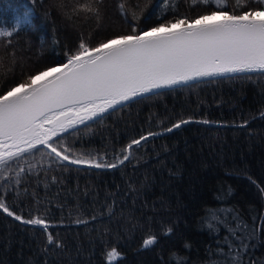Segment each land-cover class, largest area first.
<instances>
[{"label": "trees", "instance_id": "16d2710c", "mask_svg": "<svg viewBox=\"0 0 264 264\" xmlns=\"http://www.w3.org/2000/svg\"><path fill=\"white\" fill-rule=\"evenodd\" d=\"M87 3L0 0V29L14 33L10 43L0 40V95L67 60L81 39L95 47L133 26L148 31L216 10L193 7L192 0H101L93 3L97 17L82 10ZM227 3L232 13L235 0ZM26 11L30 23L18 26ZM181 119L190 122L165 131ZM148 132L159 135L134 145L131 159L116 168L61 161L39 145L0 170V197L10 209L49 225L45 232L0 213V264H108L112 248L113 264H236L237 248L242 264H264V73L166 87L68 129L53 143L73 159L112 164ZM212 212L240 225L238 238L229 237L231 252L228 231L207 227ZM149 235L156 243L145 248Z\"/></svg>", "mask_w": 264, "mask_h": 264}, {"label": "snow or ice", "instance_id": "6c2138e0", "mask_svg": "<svg viewBox=\"0 0 264 264\" xmlns=\"http://www.w3.org/2000/svg\"><path fill=\"white\" fill-rule=\"evenodd\" d=\"M89 0L82 10L99 16V10ZM168 0H165L167 3ZM236 9L229 13L227 0H192V6L215 5L214 11L200 14L195 19L188 16L166 20L143 31L133 26L131 33L100 42L95 47L83 39L78 49L66 54V62L50 67L35 75H28L18 85L0 95V170L13 159L31 153L42 145L54 154V158L72 164H89L96 168H116L131 159L133 146L159 135L148 132L133 139L123 150V160L117 163H101L96 158H71L68 149L63 152L53 143V138L77 124H83L134 97L153 90L184 84L205 77H222L235 73H264V0H235ZM255 3L257 7H249ZM248 10L236 14L239 8ZM123 12V4L120 5ZM126 15V13H125ZM29 13H24L17 25L30 23ZM12 31L0 29V40L10 43ZM39 81V83H38ZM189 120H179L166 132L180 129ZM207 124L208 121H203ZM255 183V181H253ZM264 192V189H261ZM231 193V189H229ZM0 213L25 225L39 226L47 232L49 225L44 217L24 219L0 197ZM207 227L214 231L225 228L229 237L238 238L240 225L231 226L227 218L216 212L207 218ZM264 230V218H261ZM171 228L166 230L170 234ZM48 243L54 242L52 235ZM156 243L149 235L143 240L145 248ZM240 245L244 239L239 238ZM59 246V244H57ZM108 264L118 257L116 248L106 253ZM242 264L240 249L232 257Z\"/></svg>", "mask_w": 264, "mask_h": 264}, {"label": "water", "instance_id": "95a60500", "mask_svg": "<svg viewBox=\"0 0 264 264\" xmlns=\"http://www.w3.org/2000/svg\"><path fill=\"white\" fill-rule=\"evenodd\" d=\"M64 62H66V61H64ZM62 63H63V62H62ZM59 65H60V64H58V65H56V66H54V67H58ZM38 83H39V81H38ZM160 89H162V88H160ZM157 90H159V89H156V90H153V91H157ZM153 91H152V92H153ZM6 92H7V91H6ZM3 94H4V93H3ZM3 94H2V95H3ZM134 98H136V97H134ZM126 102H127V101H126ZM123 103H124V102H123ZM117 106H118V105H117ZM115 107H116V106H115ZM109 110H110V109H109ZM78 125H81V124H77V125H75V126H78ZM75 126H74V127H75Z\"/></svg>", "mask_w": 264, "mask_h": 264}, {"label": "rangeland", "instance_id": "374dc122", "mask_svg": "<svg viewBox=\"0 0 264 264\" xmlns=\"http://www.w3.org/2000/svg\"><path fill=\"white\" fill-rule=\"evenodd\" d=\"M84 159H86L85 157H83Z\"/></svg>", "mask_w": 264, "mask_h": 264}]
</instances>
